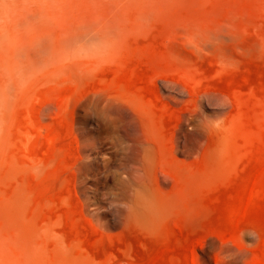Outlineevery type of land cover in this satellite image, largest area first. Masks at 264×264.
<instances>
[{
    "label": "rangeland",
    "instance_id": "obj_1",
    "mask_svg": "<svg viewBox=\"0 0 264 264\" xmlns=\"http://www.w3.org/2000/svg\"><path fill=\"white\" fill-rule=\"evenodd\" d=\"M0 264H264V0H0Z\"/></svg>",
    "mask_w": 264,
    "mask_h": 264
},
{
    "label": "bare ground",
    "instance_id": "obj_2",
    "mask_svg": "<svg viewBox=\"0 0 264 264\" xmlns=\"http://www.w3.org/2000/svg\"><path fill=\"white\" fill-rule=\"evenodd\" d=\"M3 21H1V23H2Z\"/></svg>",
    "mask_w": 264,
    "mask_h": 264
}]
</instances>
